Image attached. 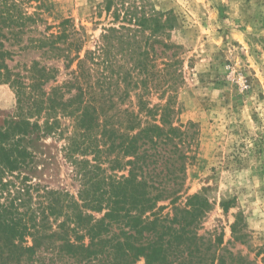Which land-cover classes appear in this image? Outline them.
<instances>
[{
	"label": "trees",
	"instance_id": "trees-1",
	"mask_svg": "<svg viewBox=\"0 0 264 264\" xmlns=\"http://www.w3.org/2000/svg\"><path fill=\"white\" fill-rule=\"evenodd\" d=\"M113 1L106 2L108 15ZM23 3L0 0V84L14 95L12 109H0V264H42L46 255L52 261L67 258L70 264H257L224 249L222 232L213 237L199 233L206 207L199 194L178 204L190 139L181 124H174L172 109H151L150 120H142V106L136 112L123 109L117 119L108 114L110 81L119 87L132 78L121 66L114 70L109 58L114 41L123 52L134 45L126 24L153 34L163 28L159 18L113 8V19L124 24L106 29L101 58L94 51L75 55L68 60H77L71 79L47 87L55 72L38 60L15 71L7 63L13 54L5 44L57 58L64 50L58 43L66 35L38 32L40 12L27 14ZM43 6L38 0L36 9ZM145 55L139 52L134 70L141 71ZM93 66L99 70L95 82ZM65 118L72 122L63 149L79 184L76 196L23 174L31 166V144L61 135Z\"/></svg>",
	"mask_w": 264,
	"mask_h": 264
},
{
	"label": "rangeland",
	"instance_id": "rangeland-1",
	"mask_svg": "<svg viewBox=\"0 0 264 264\" xmlns=\"http://www.w3.org/2000/svg\"><path fill=\"white\" fill-rule=\"evenodd\" d=\"M23 1L27 14L40 12L38 32L61 30L66 35L58 43L64 50L57 58L5 44L13 54L7 63L15 71L38 60L55 72L47 87L71 79L77 60L70 64L68 60L75 55L82 58L94 51L101 58L106 29L124 24L113 19L115 8L120 14L129 7L159 18L163 28L153 34L126 24L134 45L123 52L114 41L109 57L114 70L121 66L132 78L119 87L110 81L108 95L113 99L107 102L108 114L117 119L123 109L136 112L142 106V120H150L151 109L169 106L174 124H181L190 139L178 204L199 194L206 204L199 233L213 237L222 232L224 249L264 264V0H112L109 15L108 0H41L45 6L38 10V0ZM48 25L50 29H45ZM141 51L146 55L138 72L133 66ZM97 73L93 66V81ZM13 105V92L0 84V109ZM60 123L61 135L31 144V166L23 174L33 183L76 196L79 184L63 149L72 122L65 118ZM69 262L46 255L42 264Z\"/></svg>",
	"mask_w": 264,
	"mask_h": 264
}]
</instances>
